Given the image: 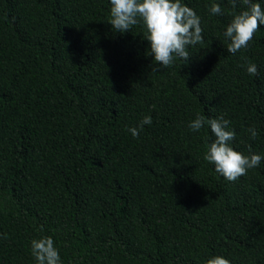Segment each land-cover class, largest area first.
Here are the masks:
<instances>
[{"label":"trees","instance_id":"trees-1","mask_svg":"<svg viewBox=\"0 0 264 264\" xmlns=\"http://www.w3.org/2000/svg\"><path fill=\"white\" fill-rule=\"evenodd\" d=\"M181 3L204 42L163 68L110 0H0V264H37L45 236L61 264H264V159L229 182L204 160L210 127L188 126L223 117L234 150L264 157V25L230 54L241 0Z\"/></svg>","mask_w":264,"mask_h":264},{"label":"clouds","instance_id":"clouds-1","mask_svg":"<svg viewBox=\"0 0 264 264\" xmlns=\"http://www.w3.org/2000/svg\"><path fill=\"white\" fill-rule=\"evenodd\" d=\"M233 9L237 0H230ZM246 6L245 10L237 14L233 12V19L223 32L229 41L227 51L235 54L247 48L259 30L264 25V8L254 0H241ZM109 24L119 33L130 31L133 26L142 25L145 29L144 39L150 43L149 54L154 57L157 65L163 68L172 66L175 58L188 61L189 47L204 42L201 19L196 12L181 3V0H110ZM213 15L223 14L220 5L213 3L209 9ZM153 67V71H158ZM247 72L257 74L255 64H248ZM152 118L146 116L140 126L127 129L134 138L139 136L144 125H150ZM205 125L209 126L215 139L206 145L207 151L204 160L214 165L215 171L229 182H235L245 176L248 170L259 166L264 157L252 152L248 146L249 154L245 155L234 150L230 142L235 139L234 130L230 129V121L220 118L205 119L197 115L189 123L192 131H199ZM254 140L257 136L255 128L247 129ZM7 238L6 234H0ZM31 254L37 264H61L59 252L54 246L51 237H41L31 241ZM206 264H230V261L215 256L206 261Z\"/></svg>","mask_w":264,"mask_h":264}]
</instances>
